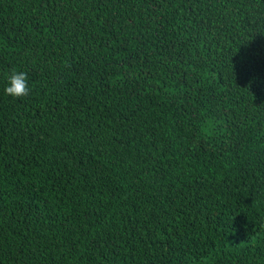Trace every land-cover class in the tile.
I'll return each instance as SVG.
<instances>
[{"label":"trees","instance_id":"obj_1","mask_svg":"<svg viewBox=\"0 0 264 264\" xmlns=\"http://www.w3.org/2000/svg\"><path fill=\"white\" fill-rule=\"evenodd\" d=\"M0 264H264V0H0Z\"/></svg>","mask_w":264,"mask_h":264},{"label":"clouds","instance_id":"obj_2","mask_svg":"<svg viewBox=\"0 0 264 264\" xmlns=\"http://www.w3.org/2000/svg\"><path fill=\"white\" fill-rule=\"evenodd\" d=\"M5 93L13 98H19L28 95L29 86L27 74L24 72L13 71L8 77V86Z\"/></svg>","mask_w":264,"mask_h":264}]
</instances>
